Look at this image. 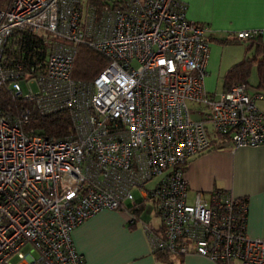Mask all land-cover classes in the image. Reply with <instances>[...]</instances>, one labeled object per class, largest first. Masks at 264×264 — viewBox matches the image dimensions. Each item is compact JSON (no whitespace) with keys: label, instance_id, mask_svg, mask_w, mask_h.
<instances>
[{"label":"built area","instance_id":"2783aa9c","mask_svg":"<svg viewBox=\"0 0 264 264\" xmlns=\"http://www.w3.org/2000/svg\"><path fill=\"white\" fill-rule=\"evenodd\" d=\"M208 32L181 0H9L0 9V87L30 102L0 111V264H84L73 229L105 209L137 224L127 208L134 189L160 219L158 231L143 223L151 251L264 264V238L246 233L244 197L198 192L187 201L181 166L209 148L211 135L235 148L264 145V90L203 87ZM80 43L108 60L90 81L72 76ZM61 110L71 133L49 138L29 127L33 111Z\"/></svg>","mask_w":264,"mask_h":264},{"label":"crops","instance_id":"0c3cea01","mask_svg":"<svg viewBox=\"0 0 264 264\" xmlns=\"http://www.w3.org/2000/svg\"><path fill=\"white\" fill-rule=\"evenodd\" d=\"M181 1L186 4L189 20L209 27L210 52L203 87L208 93H221L226 71L245 56L248 43L218 40L231 38L232 32L258 29L261 30L259 40L264 43V0ZM218 84H221L220 90H217ZM257 84L254 91L264 90V86L258 89ZM184 176L187 198L190 194L191 200L198 192L208 197L214 191L246 197V233L252 238H264V145L235 148L226 140L222 148H209L188 158ZM139 218L130 228L123 213L105 209L77 225L72 231V240L84 264H171L151 251L143 228V223H147L158 229L160 222L146 221L141 215ZM180 257L181 264H217L193 253Z\"/></svg>","mask_w":264,"mask_h":264},{"label":"trees","instance_id":"16d2710c","mask_svg":"<svg viewBox=\"0 0 264 264\" xmlns=\"http://www.w3.org/2000/svg\"><path fill=\"white\" fill-rule=\"evenodd\" d=\"M9 0H0V9L5 8ZM259 36H256L247 40H238L234 38H223L218 41L223 43L228 42H244L248 43V48L246 49V54L241 61L231 66L225 73L223 77V91L228 90V88L234 83L245 82L248 84V77L250 72L251 62L256 63L258 84L257 88H263L264 86V43L259 40ZM23 45L29 49L31 53H42L41 45L34 46L32 40L29 38H23ZM76 55L72 68V76L77 79L92 80L98 73L107 65L108 60L99 52L95 51L85 43H80L77 46ZM251 47H253V53L251 56L248 55ZM34 48L36 50H34ZM6 59L11 62V42L5 50ZM20 106L30 107V102H26L22 98L14 96L10 89L3 85L0 87V111L2 114L14 113ZM29 127L34 128L37 133L44 135L49 138H58L71 133L72 128L68 116V112L65 110L58 111L53 114L39 115L35 111L29 120ZM228 140L225 135L214 134L210 138V149L222 148L224 142ZM208 148V149H209ZM184 170V166H181ZM243 202L247 203L246 197L243 198ZM128 210L136 215L137 218L140 217L141 213L145 208V199H137L133 205L127 206ZM155 210V209H154ZM140 219V218H139ZM134 226V225H133ZM133 226H130L132 228ZM160 228L155 229L158 231ZM156 256L166 262L172 264L171 254L162 251H152Z\"/></svg>","mask_w":264,"mask_h":264},{"label":"rangeland","instance_id":"374dc122","mask_svg":"<svg viewBox=\"0 0 264 264\" xmlns=\"http://www.w3.org/2000/svg\"><path fill=\"white\" fill-rule=\"evenodd\" d=\"M241 43L246 44L244 42H241ZM252 53H253V50H251L248 55L251 56ZM243 57H242V59H243ZM256 84H257V69H256V63L255 62H251L250 72H249V77H248V87H249V92L250 93L252 91H254V89H255L254 87L256 86ZM23 88L25 90V85H23ZM32 88L35 90V86L33 84H32ZM220 89H221V84H218L217 90H220ZM197 104L198 103H196V102H188V105L190 107H192V108L197 107ZM196 117L197 116L193 112L191 114V118H196ZM155 181H156V179L150 181L149 183L146 184V187H152L154 185ZM133 194H134V196H135L136 199H140L141 196L139 194V190L138 189H134L133 190ZM187 201L189 203L192 201L190 194H188ZM141 218L144 219V220H146V221L151 220L152 223H156V224L160 222L158 215H156L154 213V208H153L152 201L147 200V199L145 200V208H144L143 212L141 213ZM171 256L174 259V263L175 264H181L180 263L181 257L179 255H171Z\"/></svg>","mask_w":264,"mask_h":264}]
</instances>
